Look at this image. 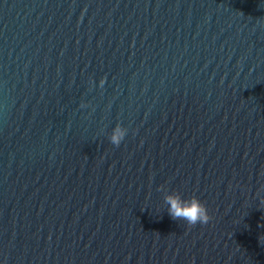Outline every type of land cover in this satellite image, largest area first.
<instances>
[{
  "label": "water",
  "instance_id": "water-1",
  "mask_svg": "<svg viewBox=\"0 0 264 264\" xmlns=\"http://www.w3.org/2000/svg\"><path fill=\"white\" fill-rule=\"evenodd\" d=\"M0 264H264V0H0Z\"/></svg>",
  "mask_w": 264,
  "mask_h": 264
},
{
  "label": "clouds",
  "instance_id": "clouds-1",
  "mask_svg": "<svg viewBox=\"0 0 264 264\" xmlns=\"http://www.w3.org/2000/svg\"><path fill=\"white\" fill-rule=\"evenodd\" d=\"M122 136V131L117 128L114 130L113 142L118 143L119 138ZM170 204V215L173 217H183L188 220L190 224H195L197 221L201 223L206 222L209 217L204 206L195 199L184 203L178 197H168Z\"/></svg>",
  "mask_w": 264,
  "mask_h": 264
}]
</instances>
